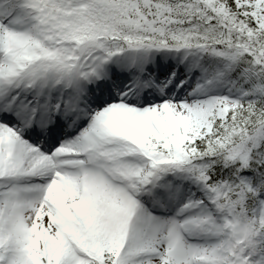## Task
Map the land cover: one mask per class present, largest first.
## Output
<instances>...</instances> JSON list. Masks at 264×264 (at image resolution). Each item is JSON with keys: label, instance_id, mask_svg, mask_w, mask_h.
Wrapping results in <instances>:
<instances>
[{"label": "snow or ice", "instance_id": "1", "mask_svg": "<svg viewBox=\"0 0 264 264\" xmlns=\"http://www.w3.org/2000/svg\"><path fill=\"white\" fill-rule=\"evenodd\" d=\"M0 264H264V0H0Z\"/></svg>", "mask_w": 264, "mask_h": 264}]
</instances>
